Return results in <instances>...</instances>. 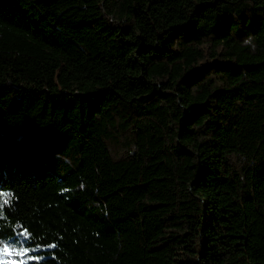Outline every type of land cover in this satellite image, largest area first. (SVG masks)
<instances>
[{"label":"trees","instance_id":"trees-1","mask_svg":"<svg viewBox=\"0 0 264 264\" xmlns=\"http://www.w3.org/2000/svg\"><path fill=\"white\" fill-rule=\"evenodd\" d=\"M0 192V264H264V0H0Z\"/></svg>","mask_w":264,"mask_h":264},{"label":"snow or ice","instance_id":"snow-or-ice-1","mask_svg":"<svg viewBox=\"0 0 264 264\" xmlns=\"http://www.w3.org/2000/svg\"><path fill=\"white\" fill-rule=\"evenodd\" d=\"M12 199H13V194L12 193H10V192H0V210L3 209L4 205L10 204ZM0 215H3L2 211H0ZM21 234L24 235L25 237H27L28 232H27V230H25ZM53 247H55V245H53ZM3 250H4L5 253H8V252L11 251L7 244L4 245V249ZM28 251H29V249L22 248V249H19L16 252V254L17 255H22L24 253H27ZM32 258L33 259H38V260L39 259H43V257H32Z\"/></svg>","mask_w":264,"mask_h":264},{"label":"rangeland","instance_id":"rangeland-1","mask_svg":"<svg viewBox=\"0 0 264 264\" xmlns=\"http://www.w3.org/2000/svg\"><path fill=\"white\" fill-rule=\"evenodd\" d=\"M22 248H23V246L19 247L18 249L15 250V252H17L19 249H22ZM27 249H29V251L27 253H35L36 252V250L34 248H27ZM27 253H24V254H27ZM33 257H36V256H33ZM30 259L32 260L33 258L30 257ZM5 262H6V264H8L9 259L5 258Z\"/></svg>","mask_w":264,"mask_h":264}]
</instances>
